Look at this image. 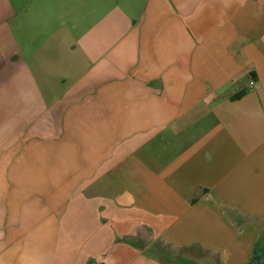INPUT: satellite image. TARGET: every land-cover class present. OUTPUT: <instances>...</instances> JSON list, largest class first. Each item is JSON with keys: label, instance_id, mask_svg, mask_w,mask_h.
<instances>
[{"label": "crops", "instance_id": "1", "mask_svg": "<svg viewBox=\"0 0 264 264\" xmlns=\"http://www.w3.org/2000/svg\"><path fill=\"white\" fill-rule=\"evenodd\" d=\"M170 251L264 259V0H0V264Z\"/></svg>", "mask_w": 264, "mask_h": 264}, {"label": "rangeland", "instance_id": "2", "mask_svg": "<svg viewBox=\"0 0 264 264\" xmlns=\"http://www.w3.org/2000/svg\"><path fill=\"white\" fill-rule=\"evenodd\" d=\"M167 254L164 256L163 260L167 264H178V259H184L186 255L183 252H166ZM185 260V259H184Z\"/></svg>", "mask_w": 264, "mask_h": 264}, {"label": "water", "instance_id": "3", "mask_svg": "<svg viewBox=\"0 0 264 264\" xmlns=\"http://www.w3.org/2000/svg\"><path fill=\"white\" fill-rule=\"evenodd\" d=\"M249 264H261L259 256H255Z\"/></svg>", "mask_w": 264, "mask_h": 264}, {"label": "trees", "instance_id": "4", "mask_svg": "<svg viewBox=\"0 0 264 264\" xmlns=\"http://www.w3.org/2000/svg\"><path fill=\"white\" fill-rule=\"evenodd\" d=\"M242 95H243V93H239V94L235 95V96L233 97V99L237 100V99H239L240 97H242Z\"/></svg>", "mask_w": 264, "mask_h": 264}, {"label": "built area", "instance_id": "5", "mask_svg": "<svg viewBox=\"0 0 264 264\" xmlns=\"http://www.w3.org/2000/svg\"><path fill=\"white\" fill-rule=\"evenodd\" d=\"M249 86H253V82H250V83H249Z\"/></svg>", "mask_w": 264, "mask_h": 264}, {"label": "flooded vegetation", "instance_id": "6", "mask_svg": "<svg viewBox=\"0 0 264 264\" xmlns=\"http://www.w3.org/2000/svg\"><path fill=\"white\" fill-rule=\"evenodd\" d=\"M262 264H264V259L262 260Z\"/></svg>", "mask_w": 264, "mask_h": 264}]
</instances>
